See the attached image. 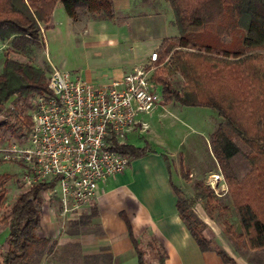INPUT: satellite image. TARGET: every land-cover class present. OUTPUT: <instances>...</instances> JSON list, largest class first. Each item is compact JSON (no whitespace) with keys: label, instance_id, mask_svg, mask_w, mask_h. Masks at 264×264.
Instances as JSON below:
<instances>
[{"label":"trees","instance_id":"16d2710c","mask_svg":"<svg viewBox=\"0 0 264 264\" xmlns=\"http://www.w3.org/2000/svg\"><path fill=\"white\" fill-rule=\"evenodd\" d=\"M74 18L76 10L87 8L95 18L112 19V0H0V40H9L0 71V111L12 96L27 101L46 91L45 70L29 61L22 62L10 52L30 53L39 45L44 28L51 26L57 3ZM174 14L178 35L164 37L158 52L154 80L161 86L165 102L213 109L221 123L212 133L214 156L228 184L241 227L230 235L246 241L247 248H264V0H167ZM173 70L178 74L172 77ZM23 126H14L18 138L25 137L30 116H22ZM24 128V129H23ZM236 137L246 147L245 169L239 174L230 161L229 145ZM112 147L129 160L149 151L148 144L135 146L113 143ZM183 175V174H182ZM0 173V206L4 187L10 179ZM188 179L187 172L183 175ZM36 183L16 194L3 210L0 222L7 228V248L3 264H39L47 237L39 234L41 190ZM179 215L201 250H213L230 264L235 260L219 244L213 246L203 234L204 222L191 208V199L172 185ZM197 193L207 200L212 189L195 183ZM85 220H82L84 222ZM134 243L139 264H145L138 241ZM160 248L156 264H164ZM61 249V247H60ZM75 252V246L69 247Z\"/></svg>","mask_w":264,"mask_h":264},{"label":"crops","instance_id":"0c3cea01","mask_svg":"<svg viewBox=\"0 0 264 264\" xmlns=\"http://www.w3.org/2000/svg\"><path fill=\"white\" fill-rule=\"evenodd\" d=\"M163 4L167 6L161 4L162 15L159 16L160 11L155 10L148 0H112L114 17L121 13L128 19L113 23L114 17H91L82 22V30L70 20L63 7H55L51 26L66 22L73 25L71 32L77 27L83 35L82 43L96 58L88 65L90 67L60 69L93 84L121 78L133 66L145 62L164 37L178 35L172 8L167 0ZM3 53L4 42L0 40V71ZM171 103L160 101L149 113L139 114L138 120L145 122L147 129L129 132L124 143L148 144L151 149L131 158L123 171L99 182L96 198L82 210L85 221L80 222L93 229L70 231L59 228L55 206L52 203L41 206L38 232L47 237L48 242L39 264H139L130 232L139 245L145 239L159 244L165 253L164 264H230L213 250H201L179 215L172 185L184 191L182 158L180 171H175L173 151L149 138L140 143L130 140L131 134L138 136L147 132L154 136L155 133L149 131L153 124L152 114L161 117L165 111L169 112ZM7 240V228L2 225L0 264H3L1 257L7 248ZM72 245L75 252L69 249ZM227 253L237 264H250Z\"/></svg>","mask_w":264,"mask_h":264},{"label":"built area","instance_id":"2783aa9c","mask_svg":"<svg viewBox=\"0 0 264 264\" xmlns=\"http://www.w3.org/2000/svg\"><path fill=\"white\" fill-rule=\"evenodd\" d=\"M157 61L153 50L145 62L104 84L54 66L46 91L34 98L24 140L0 149L4 160L22 164L24 188L46 184L41 206L52 203L60 222L77 218L95 200L99 182L127 167L129 159L112 145L147 129L138 116L162 99L153 78Z\"/></svg>","mask_w":264,"mask_h":264},{"label":"rangeland","instance_id":"374dc122","mask_svg":"<svg viewBox=\"0 0 264 264\" xmlns=\"http://www.w3.org/2000/svg\"><path fill=\"white\" fill-rule=\"evenodd\" d=\"M165 1L148 0L151 5H154L155 10L160 11L159 16L162 15L161 4L167 6L163 4ZM56 5L55 7H59V9L63 7L59 2ZM92 15V12L87 8L80 7L76 10L74 18L68 16L82 30V22L93 17ZM126 19H128V16L117 13L112 20L114 23ZM50 22L52 23V19ZM72 26L64 22L57 26L44 28L39 45L33 47L30 53L23 54L11 51L10 56L22 62L29 61L35 66L43 68L46 76L54 66L59 69H72L78 66L82 67V65H91L96 61V58H93L90 53L92 51L89 48L86 49L85 44L82 43L83 35L81 31L75 26V32H71ZM166 27L169 28V25L166 24ZM6 49H10L9 40L4 41V50ZM158 72L163 73L161 68L156 70V73ZM176 74H178L176 71L171 70L169 76L175 77ZM157 91L161 94L160 85L157 86ZM34 98L35 96L24 101L22 98L12 96L4 103L0 111V149L9 147L12 143H22L25 137L18 138L17 134L13 133L12 128L19 125L23 126L22 116L30 113ZM168 109L169 112L165 111L161 117H154L152 114L153 124L149 131H153L154 136L152 134L148 135L147 132L138 136L131 134L130 140L134 143H140L145 138H149L163 145L164 149L173 151L174 156L172 158L174 159L175 171H180L179 161L182 158L183 170L181 174L184 175L186 172L188 174V179H183L184 191L182 192L191 199L192 210L203 220V234L205 237L211 241L213 246L221 245L227 252L246 263L264 264V248L251 250L247 248L244 239L236 238L226 230L227 224L231 225L235 232H240L241 227L235 213L227 181L214 156V148L211 142V135L221 123V118L209 107L186 106L172 101ZM232 142L235 145H229L230 161L233 167L238 169L239 174H242L246 166L244 158L246 147L236 137L232 138ZM2 154L3 152L0 150V173H8L11 177L4 187L1 210L13 201L16 194L25 189L21 185L22 164L17 161L4 160ZM196 182H201L204 186L212 189L209 200L197 193ZM83 214L81 212L77 218L66 220L65 223L60 222L57 217L59 228L69 229L70 231L93 229L90 227L91 225L84 226V224H80L82 220H85ZM205 220L207 223H205ZM2 225L0 222V226ZM141 243L139 249L143 252L145 264H156L160 252L158 245L151 239H145Z\"/></svg>","mask_w":264,"mask_h":264}]
</instances>
